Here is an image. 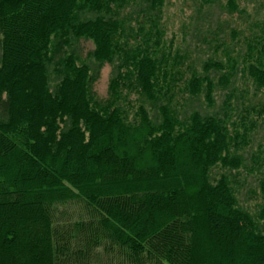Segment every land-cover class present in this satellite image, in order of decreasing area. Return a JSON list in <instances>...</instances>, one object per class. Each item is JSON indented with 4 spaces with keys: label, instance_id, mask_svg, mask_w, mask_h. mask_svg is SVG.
<instances>
[{
    "label": "trees",
    "instance_id": "1",
    "mask_svg": "<svg viewBox=\"0 0 264 264\" xmlns=\"http://www.w3.org/2000/svg\"><path fill=\"white\" fill-rule=\"evenodd\" d=\"M129 2L0 0V264H115L116 253L127 264H264L263 227L229 177L211 174L240 168L232 148L256 123L264 131V41L248 43L242 69L262 93L255 105L236 120L228 108L181 117L176 80L213 107L236 59L229 69L208 61L186 80L149 46H161L163 0H143L134 26L121 18ZM73 37L113 65L109 98L94 92L92 65L66 50ZM126 88L143 97L133 119L120 100ZM231 97L224 108L233 111Z\"/></svg>",
    "mask_w": 264,
    "mask_h": 264
},
{
    "label": "rangeland",
    "instance_id": "2",
    "mask_svg": "<svg viewBox=\"0 0 264 264\" xmlns=\"http://www.w3.org/2000/svg\"><path fill=\"white\" fill-rule=\"evenodd\" d=\"M236 2L238 9L234 11L230 9L229 0H212L209 3L203 0H163L161 4L158 23L162 29L161 46L158 48L155 43L149 46L151 49L159 50L160 56L165 53L163 58L169 60L170 65L182 69L181 71L186 73V80L193 75V72L203 74L204 65L208 61H222L226 69H229L230 59H236V75L229 86L218 88L213 107L206 104L204 93L194 97L185 88V80H176L178 83L175 86L171 105L181 117L189 115L194 110L206 114L223 112V109L228 108L230 120H236L243 112V106L251 108L262 95L254 87L252 80L243 74L242 69L243 64L246 65L250 60L249 56L245 55L248 43L256 38L264 41L262 37L264 36V0H236ZM144 5L143 0H130L122 11L121 18L127 15V23L131 22V26L136 25L135 11ZM92 15L80 13L82 18ZM131 15L133 16L129 17ZM145 46L146 44H142V47ZM66 50L75 51L82 58L81 61L92 65L91 80H93L94 92L99 99L109 98L113 65L108 62L101 64L89 58L90 51L94 50L93 41L73 37L71 47H66ZM213 69L211 70L213 78L218 80L217 74L220 72ZM226 95L232 96L231 101L235 103L233 111L229 107L224 108ZM141 97L137 89L123 90L120 100L122 106L130 112L131 119L136 117V112L143 101ZM149 109L153 112L151 107ZM256 124L253 126L248 143L243 144L239 149L232 148L243 157V165L234 169L219 164L212 169L211 174L213 181L222 175L229 177L240 207L251 214L257 224L264 229V218L260 217L264 204V193L261 189L264 180V131L260 123ZM112 256L115 264H119L120 261L125 262L124 259L119 261V253ZM100 264L107 263L102 261Z\"/></svg>",
    "mask_w": 264,
    "mask_h": 264
}]
</instances>
